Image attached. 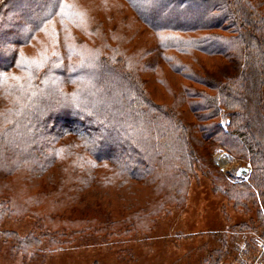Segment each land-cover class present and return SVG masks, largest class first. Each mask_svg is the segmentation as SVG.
Here are the masks:
<instances>
[{
  "label": "trees",
  "instance_id": "1",
  "mask_svg": "<svg viewBox=\"0 0 264 264\" xmlns=\"http://www.w3.org/2000/svg\"><path fill=\"white\" fill-rule=\"evenodd\" d=\"M35 1L23 19L31 0H0V244L44 259L145 238L185 208L200 171L251 215L233 227L252 264L264 246V0ZM218 151L250 163L248 180L222 174ZM26 218L25 235L5 228ZM217 237L202 264L229 255Z\"/></svg>",
  "mask_w": 264,
  "mask_h": 264
},
{
  "label": "rangeland",
  "instance_id": "2",
  "mask_svg": "<svg viewBox=\"0 0 264 264\" xmlns=\"http://www.w3.org/2000/svg\"><path fill=\"white\" fill-rule=\"evenodd\" d=\"M35 3V0H31L29 7L17 15L23 19L30 18ZM13 18L10 17V21H14ZM138 42L144 43L145 38ZM152 80L154 84L153 76ZM157 88L163 92L161 87ZM224 159L226 163H222ZM214 163L230 180L241 182L249 178L250 173L241 177L237 174L241 168L251 167L250 163L233 158L226 151L215 153ZM21 181L19 187L22 188L23 179ZM211 186L210 178L198 171L197 177L190 182L185 208H170L145 238L137 237L119 244L114 242L110 248L89 245L85 249L69 250L63 253V259H57L59 256L25 259L21 254L13 255L8 245L0 244V264H202L210 251L220 245L217 235L229 246V255L219 264H249L247 255L242 252L247 236L239 234L233 226L249 220L251 215L238 212L231 199L215 194ZM252 218L257 219L255 215ZM5 228L25 235L34 229V222L30 218L18 222L6 221ZM263 252L264 246H261L257 255L261 256ZM214 256L218 254L215 252ZM259 256L252 264H264V258Z\"/></svg>",
  "mask_w": 264,
  "mask_h": 264
},
{
  "label": "water",
  "instance_id": "3",
  "mask_svg": "<svg viewBox=\"0 0 264 264\" xmlns=\"http://www.w3.org/2000/svg\"><path fill=\"white\" fill-rule=\"evenodd\" d=\"M250 173V168L249 167H245V168H241V170L238 172V176L241 177L243 175H247Z\"/></svg>",
  "mask_w": 264,
  "mask_h": 264
},
{
  "label": "crops",
  "instance_id": "4",
  "mask_svg": "<svg viewBox=\"0 0 264 264\" xmlns=\"http://www.w3.org/2000/svg\"><path fill=\"white\" fill-rule=\"evenodd\" d=\"M62 256H63V254H62L61 256L59 255V257L56 256V258L58 257L57 259H59V258H61ZM64 256H65V255H64ZM63 258H65V257H62V259H63ZM94 262H95V260H94Z\"/></svg>",
  "mask_w": 264,
  "mask_h": 264
},
{
  "label": "bare ground",
  "instance_id": "5",
  "mask_svg": "<svg viewBox=\"0 0 264 264\" xmlns=\"http://www.w3.org/2000/svg\"><path fill=\"white\" fill-rule=\"evenodd\" d=\"M222 163H226L225 159H224V161H222Z\"/></svg>",
  "mask_w": 264,
  "mask_h": 264
}]
</instances>
